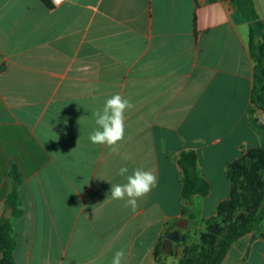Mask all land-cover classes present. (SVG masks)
I'll use <instances>...</instances> for the list:
<instances>
[{"label":"crops","instance_id":"crops-1","mask_svg":"<svg viewBox=\"0 0 264 264\" xmlns=\"http://www.w3.org/2000/svg\"><path fill=\"white\" fill-rule=\"evenodd\" d=\"M254 69L237 0H0V220L11 164L23 177L14 262L111 264L123 249L122 264H216L223 252L220 264H264V220L226 251L225 229L208 257L202 241L222 221L233 166L264 146ZM114 94L134 105L116 152L89 139ZM189 151L211 184L190 202ZM137 168L158 182L133 212L110 189ZM181 220L184 242L156 258Z\"/></svg>","mask_w":264,"mask_h":264},{"label":"trees","instance_id":"trees-1","mask_svg":"<svg viewBox=\"0 0 264 264\" xmlns=\"http://www.w3.org/2000/svg\"><path fill=\"white\" fill-rule=\"evenodd\" d=\"M237 4L242 17L249 24V50L251 57L255 61L254 89L252 96L253 104L255 108L264 109V23L257 13L254 0H237ZM197 160V154L192 151L183 153L179 159V166L183 171L182 197L189 202L195 195L205 196L211 191V184L209 181L200 177L197 172ZM250 160H261L264 162V146L252 151L246 162H239L233 166L230 175L233 184L231 199L221 203L219 206V217L222 218V221L219 223H211L207 233L202 237L203 252L207 257L210 256L213 251L217 237L220 236L224 230V227L222 229L220 228V223L223 225L229 224V228L230 224L234 223V217L239 208L238 194L241 189L239 177L246 168L245 164H249ZM261 161L258 164H261ZM261 167L264 170V164H262ZM7 177L10 185L5 200V207L6 209L12 208L13 217L18 218L22 215L20 188L23 184V177L15 164H11L9 167ZM256 183H258V190L261 195V207L259 212L244 222L239 227L240 229L233 232L229 238L230 241L224 244L225 251L235 240L254 231L264 220V180L262 181L256 177ZM186 213H190V209L185 212V215ZM163 244L164 242H161L157 246L155 252L156 258L166 256L162 251ZM15 247L16 236L11 220L3 217L0 220V250L3 254V257L0 259V264H16L12 256ZM223 254L216 264H220Z\"/></svg>","mask_w":264,"mask_h":264},{"label":"clouds","instance_id":"clouds-1","mask_svg":"<svg viewBox=\"0 0 264 264\" xmlns=\"http://www.w3.org/2000/svg\"><path fill=\"white\" fill-rule=\"evenodd\" d=\"M52 3L59 5L61 0H52ZM133 108L134 105L120 94L108 98L103 108L92 114L98 127L90 133V141L93 144L107 146L116 152L118 143L124 140L125 112ZM128 171L127 167H121L118 174L125 176ZM157 182L158 177L153 171L137 168L126 176L125 183L111 184L110 196L113 200L124 201L125 207H130L135 212L138 208V200L146 197L157 186ZM124 258V250H118L111 264H122Z\"/></svg>","mask_w":264,"mask_h":264},{"label":"rangeland","instance_id":"rangeland-1","mask_svg":"<svg viewBox=\"0 0 264 264\" xmlns=\"http://www.w3.org/2000/svg\"><path fill=\"white\" fill-rule=\"evenodd\" d=\"M260 161L261 160H250L249 164L246 163V168L239 177V185L241 189L238 194V203L240 209L238 210V212H236L237 218L236 220L234 219L235 222L233 224H230V228L229 224L223 225L222 223H220V228L222 229L224 227V229L227 230L226 234L224 235L226 238H229L235 230L240 229L239 227L244 222H246L253 215H256L259 212V209L261 207V195L258 190V183H256V177H258L262 181L264 180V170L261 167L264 162L261 161V164H258ZM254 171L256 174L254 173ZM1 252L2 251L0 250V253ZM170 260H172V258Z\"/></svg>","mask_w":264,"mask_h":264},{"label":"water","instance_id":"water-1","mask_svg":"<svg viewBox=\"0 0 264 264\" xmlns=\"http://www.w3.org/2000/svg\"><path fill=\"white\" fill-rule=\"evenodd\" d=\"M4 218L11 220L13 218V209L8 208L7 211L4 214ZM187 227V221L181 220L177 223V229L174 231L169 232L166 235V239L164 241L162 251L166 255L172 254V245L173 243H177L179 241L184 242L185 236L181 234V230L185 229Z\"/></svg>","mask_w":264,"mask_h":264},{"label":"built area","instance_id":"built-area-1","mask_svg":"<svg viewBox=\"0 0 264 264\" xmlns=\"http://www.w3.org/2000/svg\"><path fill=\"white\" fill-rule=\"evenodd\" d=\"M64 0H61V3L63 2Z\"/></svg>","mask_w":264,"mask_h":264}]
</instances>
